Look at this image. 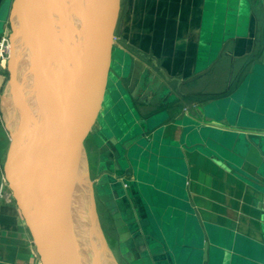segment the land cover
<instances>
[{
    "label": "crops",
    "instance_id": "crops-1",
    "mask_svg": "<svg viewBox=\"0 0 264 264\" xmlns=\"http://www.w3.org/2000/svg\"><path fill=\"white\" fill-rule=\"evenodd\" d=\"M116 35L150 127L136 193L112 188L141 231L130 250L151 264H264V179L238 153L241 135L264 136V0H123ZM101 126L88 130L95 146ZM0 264H41L13 204H0Z\"/></svg>",
    "mask_w": 264,
    "mask_h": 264
},
{
    "label": "water",
    "instance_id": "water-1",
    "mask_svg": "<svg viewBox=\"0 0 264 264\" xmlns=\"http://www.w3.org/2000/svg\"><path fill=\"white\" fill-rule=\"evenodd\" d=\"M122 3L123 0H0V31L7 18L11 27L7 67L11 101L5 104L9 113L19 107L14 128L5 116L11 137L6 177L41 264H84L83 200L106 258L116 261L102 228L97 194L107 184L120 188L118 191L124 185L130 186L136 193L135 151L147 127L130 93L136 84L132 77L134 56L117 45ZM22 41L27 43L25 52ZM116 91L121 93L118 97ZM106 111L120 117L116 124L107 125L119 133L107 135L106 145L99 149L101 156L113 160L114 165H107L103 176L96 180L85 139L97 118L102 132L106 131ZM129 111L138 121L125 129L122 123L128 126ZM81 118L84 127L79 124ZM238 153L264 179V136L241 135ZM108 175L111 182L106 183ZM259 187L264 190V185ZM117 197L118 203L113 207L108 203L109 208L121 241L134 248L141 231L131 232L133 226L128 229L123 224L118 210L129 209L131 204L124 205L119 193ZM135 200L141 208L137 194ZM67 221L75 228L74 242L67 232Z\"/></svg>",
    "mask_w": 264,
    "mask_h": 264
},
{
    "label": "rangeland",
    "instance_id": "rangeland-1",
    "mask_svg": "<svg viewBox=\"0 0 264 264\" xmlns=\"http://www.w3.org/2000/svg\"><path fill=\"white\" fill-rule=\"evenodd\" d=\"M121 12H122V7H121ZM3 28H4V26H3ZM6 32L10 35V33H11L10 23H9V28ZM3 34H5V32ZM26 45H27V43L25 41H22V44H21L22 47L21 48H22V51H24V52L28 48ZM7 67H8V63L6 64L5 68L0 67V204L2 205L3 203H6V204L16 205L15 199L13 197V193L9 187V182H8L7 177H6V170H5L7 159H8V154H9V149L11 147L10 132H9V129L6 127V125L8 123V125L11 128H14L15 123H16V118H17V110L19 109V107L18 108L16 107V109L13 111V113H9V108H8V106H6V104L8 102L10 104V101H11L10 73H9ZM17 74H18V76L20 75L19 72H17ZM120 94L121 93L119 91L115 92L116 97H118ZM18 99H19L18 101H20V103H21V98L18 97ZM5 101H6V104H5ZM108 104H109V102H107V105ZM106 112H107V117L104 118L105 119L104 125L106 127L105 133L107 135H114V133L117 134L118 131L116 132L115 129L111 130L110 128H108L107 125L111 126L112 124H116V122L120 119V117H118V116L115 117L113 112H109V111H106ZM5 116L7 118V123L5 120ZM80 117H81V114H80ZM83 118H85V117H83ZM83 118H81L79 121V124L81 125V127H84V124H85L83 121ZM127 118L130 121L128 123V126L125 123H122V126L125 129H127L128 127H130V125H133L138 121L137 118L134 117L132 111L131 112L129 111ZM87 119H88V117H87ZM88 121L90 122V119ZM121 122H122V120H121ZM94 129H95V131H97V133L99 132V126L98 125L94 126ZM137 129L140 131L139 127ZM88 134H89V131H87V133H86V139L85 140H86L87 148L89 150V159H90L92 174H93L94 178H96V180H100V178L103 176L102 170L106 169L107 165H109L110 167H113L114 161L110 160L106 156H103V157L101 156V154L99 153V149H100L101 145L95 146L94 140L90 139V141H89V139H88L89 135ZM98 136L102 137V135H98ZM102 139H103L102 143H105L104 138H102ZM140 146H150V145L148 144L147 139H145L143 137L140 139ZM137 150H140V147H137ZM137 150L135 151V154H137ZM144 155L146 157L148 156V154H144ZM99 158H102L101 163L99 162ZM106 161L109 163L107 164ZM135 164H136V161H135ZM106 177L107 178H106L105 182L106 183L111 182L109 180L111 178V176L108 175ZM109 186H108V184L106 186H103V189L100 192V195L97 194V203H98L99 214L101 216L102 228H103V231L105 233L106 239L109 243V247L111 248L113 256L116 260V261H113L112 259H110L111 262L113 264H115V262L117 264H151L152 260L148 257L147 251H143L141 258H138L137 256H134L135 254L130 250V248L127 246L126 242L121 241V239H120L121 235L118 231L116 219L114 218L113 214L111 213L110 208H109V204H108V203H110V204L112 203L110 206L113 207L114 205H116V202H117L114 200L115 195H113L114 192L112 191L113 185L110 187ZM115 190H119V189H115ZM121 191L122 192L125 191L124 187H122ZM101 195L105 196L106 199H103L101 197ZM111 200H112V202H111ZM106 202L108 205L106 204ZM128 213H129V211L126 213V215ZM129 217H131V216H129V214H128V217L126 219H128ZM120 219L123 222V218L120 217ZM123 224H125V223L123 222ZM155 230L157 231V234H158V232L160 234L159 226L156 223H155ZM157 236L158 235H155V237H157ZM159 236L161 237V234ZM155 246L157 247L158 245H155ZM155 246L153 248H156ZM157 252L160 253V250H158Z\"/></svg>",
    "mask_w": 264,
    "mask_h": 264
},
{
    "label": "bare ground",
    "instance_id": "bare-ground-1",
    "mask_svg": "<svg viewBox=\"0 0 264 264\" xmlns=\"http://www.w3.org/2000/svg\"><path fill=\"white\" fill-rule=\"evenodd\" d=\"M7 105H9V102ZM85 149L88 154L86 144H85ZM78 153L79 151L77 152L76 155L79 157ZM78 157L77 159H79ZM67 218L68 216H66V219ZM91 219H92L91 215L88 211V205L83 200L81 203V224L83 228V239H82L81 250L84 258V264H113L109 257L106 258V254L102 250L98 231L95 232L94 224L92 223ZM67 226H68L67 232L72 235V241L74 242L75 228H73V225L68 224V221H67Z\"/></svg>",
    "mask_w": 264,
    "mask_h": 264
},
{
    "label": "built area",
    "instance_id": "built-area-1",
    "mask_svg": "<svg viewBox=\"0 0 264 264\" xmlns=\"http://www.w3.org/2000/svg\"><path fill=\"white\" fill-rule=\"evenodd\" d=\"M10 47L9 34L5 32V34L0 36V67H6L10 55Z\"/></svg>",
    "mask_w": 264,
    "mask_h": 264
}]
</instances>
